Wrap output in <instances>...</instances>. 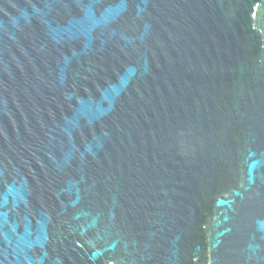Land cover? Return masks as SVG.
I'll list each match as a JSON object with an SVG mask.
<instances>
[{"label": "water", "instance_id": "1", "mask_svg": "<svg viewBox=\"0 0 264 264\" xmlns=\"http://www.w3.org/2000/svg\"><path fill=\"white\" fill-rule=\"evenodd\" d=\"M0 264H264V0H0Z\"/></svg>", "mask_w": 264, "mask_h": 264}]
</instances>
